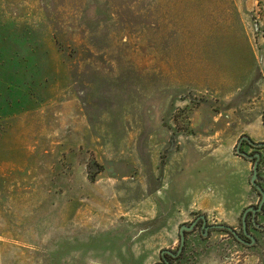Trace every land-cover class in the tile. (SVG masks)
I'll list each match as a JSON object with an SVG mask.
<instances>
[{
    "label": "rangeland",
    "instance_id": "1",
    "mask_svg": "<svg viewBox=\"0 0 264 264\" xmlns=\"http://www.w3.org/2000/svg\"><path fill=\"white\" fill-rule=\"evenodd\" d=\"M199 215L176 264H264V0H0V264H156Z\"/></svg>",
    "mask_w": 264,
    "mask_h": 264
},
{
    "label": "flooded vegetation",
    "instance_id": "2",
    "mask_svg": "<svg viewBox=\"0 0 264 264\" xmlns=\"http://www.w3.org/2000/svg\"><path fill=\"white\" fill-rule=\"evenodd\" d=\"M196 219L194 220L195 221V229H196V227H198V224H200L202 226V230H203L202 233H207L208 234L209 233V229H210L209 228L210 224H208V222H207V217L205 215H202V217L199 215V216H196ZM244 230H245V228H244ZM234 235H237V232H235ZM186 238H187V235H186ZM184 246H185V243H184ZM184 246H183V250H184ZM165 253H166L165 254V259H162L160 257V261H158L156 264H167L166 261L167 260H171V256L167 252H165ZM179 255H181V254H179Z\"/></svg>",
    "mask_w": 264,
    "mask_h": 264
},
{
    "label": "trees",
    "instance_id": "3",
    "mask_svg": "<svg viewBox=\"0 0 264 264\" xmlns=\"http://www.w3.org/2000/svg\"><path fill=\"white\" fill-rule=\"evenodd\" d=\"M205 216H206V215H205ZM193 230L195 231V225H194V228H193L192 230H190V231H186V230H184V243H185V244H186V241H187L186 235H187L189 232L193 231ZM180 237H181V236H180ZM184 243H183L182 246L179 244V247L177 248L176 251H174V250H169L171 253L176 254V253L178 252L180 246H181V250L179 251V253H178L177 255L174 256L173 254L167 252V253L171 256V260H167V261H166L167 264H168V263H169V264H176V262L179 261V260L183 257V255H184V250H183ZM165 254H166V253H165V252L162 253V250H161L160 257H161L162 259H165ZM179 254H181V255H179ZM172 261H173V262H172Z\"/></svg>",
    "mask_w": 264,
    "mask_h": 264
},
{
    "label": "water",
    "instance_id": "4",
    "mask_svg": "<svg viewBox=\"0 0 264 264\" xmlns=\"http://www.w3.org/2000/svg\"><path fill=\"white\" fill-rule=\"evenodd\" d=\"M262 195H263V193H262ZM246 213H247V210L244 212V214H243V220L245 219V215H246ZM194 225H195V222H193V223H191L190 225H187V224H183L181 227H180V232H179V234H180V245L182 246L183 245V243H184V230H186V231H190V230H192L193 228H194ZM213 226L212 225H210V227L209 228H212ZM245 227V226H244ZM229 229L230 230H233V229H231L230 227H229ZM181 246H180V248H179V250H178V252L176 253V254H173V253H171L169 250H167V249H163L162 250V253H164V252H169V253H171V254H173L174 256L175 255H177L178 253H179V251L181 250ZM169 264V263H168Z\"/></svg>",
    "mask_w": 264,
    "mask_h": 264
}]
</instances>
